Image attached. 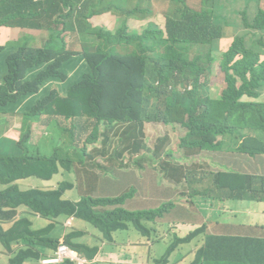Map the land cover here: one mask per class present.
I'll return each mask as SVG.
<instances>
[{
    "label": "trees",
    "instance_id": "1",
    "mask_svg": "<svg viewBox=\"0 0 264 264\" xmlns=\"http://www.w3.org/2000/svg\"><path fill=\"white\" fill-rule=\"evenodd\" d=\"M116 1L113 7L103 0H0V20L5 21L0 26L48 33L42 50H27V43L19 42H11L6 48L15 55L9 58L0 84V122L10 114L23 118L18 140L0 134V264H137L133 248L139 237H161L143 220L147 223L162 217L165 207L125 210L122 205L135 189L116 197L78 196L77 201L69 197L86 158L93 159V147H98L96 154L106 163H111L114 156L125 162L133 155L134 163L139 162L136 169H145L140 156H145L149 148L150 139L144 137L151 130L147 124L164 127L179 122L188 128L181 144L196 152L201 151L211 131L213 136L230 138L233 144L237 141L238 149L253 159L264 154V103L239 102L242 97L256 100L264 88V11L259 8L264 1L234 0L230 23L223 10L211 7L198 14L191 11L186 0H170L165 31L148 24L140 32L129 31L127 23L144 13L141 0ZM60 5L67 13L51 23ZM105 13L116 16V30L92 28L87 23L91 17ZM68 21L75 22L76 32L74 28L70 32L79 38L72 37L70 45L81 44L77 65L75 52L65 50L61 36L67 31ZM57 24L63 25L61 32ZM238 24L243 31L240 36L232 33V26ZM222 38H229L231 43L218 61L215 51ZM3 50L0 48V52ZM217 63L224 74L219 99H196L203 76L211 75ZM28 67L37 71L30 72ZM66 69L76 72L69 77ZM180 81L192 90L178 92ZM56 82L63 84L60 90ZM153 93L161 97L165 112L159 113L152 106ZM29 97L32 101H23ZM22 101L24 108L17 110ZM45 113L59 119L34 148L30 144L34 126ZM60 120L70 123L66 130ZM237 120L238 129L232 125ZM112 122L120 125H110ZM252 129L256 136L250 133ZM252 140L259 143L250 146ZM80 141L84 146L78 148L74 144ZM158 156L149 158L155 161ZM88 167L101 171L102 186L114 185L116 177L109 169L94 162ZM205 176L212 178L215 186L221 183L223 190L232 191V197L244 190L241 175L218 172ZM107 177L109 183L104 180ZM29 179L41 182L30 188L26 183ZM250 180L253 194L262 193L264 175L255 174ZM99 183L88 191L97 194ZM257 183L263 187H256ZM171 187L168 185L180 197L187 196ZM153 188L163 197L174 195L157 183ZM68 220L88 224L99 233L100 241L89 245L74 242L80 234L65 233ZM47 221L50 223L44 225ZM3 224H10L11 230L4 229ZM177 242L182 243L170 238L163 261L155 264H164ZM109 244L114 245L102 251ZM205 245L202 257L212 264H264V238L209 237ZM61 249L72 258L60 256ZM162 249L158 247L160 252Z\"/></svg>",
    "mask_w": 264,
    "mask_h": 264
},
{
    "label": "rangeland",
    "instance_id": "2",
    "mask_svg": "<svg viewBox=\"0 0 264 264\" xmlns=\"http://www.w3.org/2000/svg\"><path fill=\"white\" fill-rule=\"evenodd\" d=\"M107 1V3L113 7L117 6L116 0H103ZM264 1V0H263ZM148 2H153V0H141L140 4H145ZM223 0H214V3L221 5ZM207 0H186V4L192 9V12L201 13L203 10H207L211 8L210 4H207ZM171 7L170 0H163L161 4L157 7L156 13L162 14L169 10ZM249 12L253 13L254 9L249 8ZM161 17H156V21L160 22ZM240 26V24H238ZM139 26V24H138ZM117 21L116 19H112V24L110 25V31L116 30ZM107 29V28H106ZM131 31V29H129ZM232 33H236L237 35L241 33V31L237 28H232ZM91 41V40H90ZM20 45L24 44L23 41H19ZM223 49L227 50L225 47ZM77 52L80 54L81 52V44L77 47ZM121 52V48H119ZM223 57L222 55L218 56V61ZM217 61V60H216ZM30 72H36L37 70L28 67ZM224 81L223 73H219L217 69L214 68L211 75L205 74L202 78L201 83L198 85V89L203 84H206L211 89V99L218 100L221 95V84ZM61 83V82H57ZM216 83V85H212ZM179 86H177L176 90L180 93H185L188 90H192V86L189 84L181 85L182 82H179ZM154 99L152 102V106L156 107L159 113L165 112V108L161 106V97L153 93L151 95ZM206 97L204 89H200V92L196 94V99H204ZM240 103L245 102H263L264 103V88L260 91L259 97L254 99H249L246 97H242L239 100ZM176 108H173V110ZM61 124L64 126L63 129L70 125L69 122H64L60 120ZM13 129L20 133L21 124L20 121L13 122ZM110 125L119 126V123L112 122ZM234 127L238 129L239 123L238 120L232 124ZM48 122L41 119L37 122V125L34 126L35 136L33 139V144L37 147L40 144V137L48 134L47 131ZM156 126H159V123H156ZM157 130H147L144 133V137L150 139L149 148L146 150L147 153L145 156L149 158L153 155V150L150 146L154 145L155 148H159L161 141L162 144H165V137L170 138V147L169 152L165 151L155 158L153 164L149 166L146 165L145 169L137 170L136 168L139 166V162L132 160L133 155H130V158L126 159L125 162H121L120 158H116L115 156L111 163H106L104 158L98 156L96 154V150L98 147H93L94 151L91 156L93 159L86 158L84 162L85 167L81 168L80 174L77 178L76 188L71 192V196L69 200L77 201L78 196H97L100 197H116L124 194L125 192H130L132 189L134 192L131 193V197H128L126 201L123 203L122 207L127 211H136V210H153L156 208L165 207V214L161 217L155 218L154 221L143 223L146 227L157 226V224L166 222V227L173 228L176 224H173V219L176 217H187L183 216V210H190L194 207V199L192 198V194L195 191H203L206 188V181H202V175L205 173H224L221 170H227L228 168L233 169L234 174L241 175V171L243 166H247L252 163V161L264 160L259 158H252V156L247 153H242L240 149H238V142L233 144V140L227 138L224 135H211V131L209 135L204 138V145L201 151L195 152L192 149H189L186 146L181 144L182 138L187 134L188 128L182 126L179 122L165 124L164 128L162 125ZM4 125H0L1 131H3ZM33 128V127H32ZM166 130L170 133L166 134ZM246 137L248 138L247 132H244ZM250 133L256 136L255 129L250 130ZM111 133H108L110 135ZM66 136V135H65ZM264 137V136H263ZM257 145L259 142L251 141L250 146ZM78 148L84 146V141H80L74 144ZM91 150V149H89ZM73 153V152H72ZM72 153L68 156L72 158ZM87 157L89 154H86ZM95 165H102L105 169H109L111 174H113L116 179L114 185H104L102 186L101 177L102 173L99 170L92 171L89 165L92 163ZM120 163L126 168L123 169L120 166ZM94 167V166H93ZM96 167V166H95ZM241 170V171H240ZM94 174V175H91ZM186 176L190 177L192 183H190ZM242 183L244 191L240 190L237 192L232 198L224 202L227 205V209L225 211H219L216 207H213V204H210L208 207L209 211H218L217 212V220L219 222V229L227 235H239L245 236L247 238H264V188H262V193L257 195L253 194L254 184H249L246 175H242ZM105 182L109 183L110 179L107 177L104 179ZM223 182V181H222ZM96 193L94 191L89 192V188L91 185L96 186ZM157 183L158 185L166 186L171 185V188H176L186 193V197H180L175 191H172L174 195L171 197H163L159 191L153 188V184ZM168 184V185H166ZM221 184V183H220ZM220 184L217 185L213 192L217 197H221L223 195L222 188ZM256 187H263L260 183L255 184ZM145 189V190H143ZM173 190V189H171ZM252 197H255L253 199ZM248 203L253 210L251 211H240L239 207L243 203ZM176 203L179 204L177 208H172V205L176 206ZM164 204L163 206H160ZM179 210V211H178ZM260 210H263L261 212ZM50 222H44V225L49 224ZM10 224H3V228L11 230ZM243 226V227H242ZM66 231L65 233L75 232L77 237L74 238V242H90V243H98L99 233L94 231L88 224H82L76 220H68L65 222ZM157 234L163 235L161 232H157ZM171 234H169V238H171ZM163 242H167V240H163ZM178 242L176 243V245ZM51 253L47 251V254ZM202 257V253L201 256ZM203 258V257H202ZM182 258L180 257L176 264H178ZM97 264V261H95ZM79 264V263H78ZM94 264V263H93ZM165 264H172L170 261H166ZM203 264H212L211 260L205 259Z\"/></svg>",
    "mask_w": 264,
    "mask_h": 264
},
{
    "label": "crops",
    "instance_id": "3",
    "mask_svg": "<svg viewBox=\"0 0 264 264\" xmlns=\"http://www.w3.org/2000/svg\"><path fill=\"white\" fill-rule=\"evenodd\" d=\"M163 0H153V2H148L142 5L144 13L140 14V18H131L128 20L127 26L133 30L140 32L144 27H146L148 24H154L157 26L160 30L165 31V22H166V13L157 14L156 9L161 4ZM234 0H223L221 5H218L217 3H214V0H207V4H210L212 8L222 11L223 10V16L226 17L230 22V10L233 7ZM134 4V3H132ZM264 10V2L260 6ZM62 5L58 7L57 10H54L55 15L53 16L51 23L55 18H57L61 13L65 15L67 13V10L64 9L61 11ZM51 13H49V16ZM114 17V18H113ZM156 17H161L160 22L156 21ZM112 18L115 19L116 16L111 13H105L101 15H97L94 17H91L87 23L92 27H103L109 29L110 25L112 24ZM117 21V20H116ZM1 23L5 22L4 20H0ZM231 23V22H230ZM139 24V26H138ZM56 27L61 32L63 29V25L57 24ZM75 29L76 32V24L74 21H68V28L67 31L61 33V36L65 39V50L67 52H75L74 60L76 62V65L80 59V56L77 52V46H71L70 41L72 37L78 38V36L75 33L70 32L72 29ZM48 37V33L44 31H37L32 30L29 28H11L7 26H0V48H4L3 51L0 52V84L2 78L6 75L7 68H8V62L9 58L11 56H14L15 53L12 51L7 50V46L11 42H19L23 41V43H27V50L28 49H35V50H42L46 46L45 39ZM79 39V38H78ZM231 40L229 38H222L218 41L217 44V50L215 51V55L218 57L220 53L226 52L230 46ZM225 47L227 50L223 49ZM217 69L220 73V69L218 67V63L214 67ZM67 70V69H66ZM69 73V77H71L76 71L67 70ZM56 87L60 90L62 87V83H55ZM216 85V83L212 84ZM202 89L205 91L206 97H211V89L206 84L202 85ZM221 89V88H220ZM207 90V91H206ZM33 97H29L28 99H25L23 101H32ZM23 101L21 102V105L17 110L23 109ZM1 115V114H0ZM23 118L22 115L18 114H10L6 115L2 118V121L0 122V125H4L3 131L0 129V134L3 137L12 139V140H18L20 133L13 129V122L20 121ZM43 119L48 122L47 131L49 126L53 123V121L58 120V116H53L50 113H45L43 116H41L40 120ZM151 127V130H157L161 126H156V123L154 124H147ZM164 128V127H163ZM166 134H169L170 132L166 130ZM32 147L35 148L34 144L30 143ZM170 147V138L165 137V144H162L160 148H155L152 146L151 148L155 150L153 152L154 156H158L159 154L164 153L165 151L169 152ZM197 151L196 149L194 150ZM264 157V154H262L259 159H262ZM140 160L143 162V166L150 165L151 163H154L152 158H146L145 156H140ZM242 169L244 171H241V176L246 175L247 180L249 184L251 183V177L255 174H262L264 175V160H256L252 161V163L248 164L247 166H243ZM224 173H233L232 168H228L227 170H221ZM218 173V172H216ZM216 173H205L202 175V181H206V188L203 191H195V193L192 194V198L194 199V207L190 210H183L184 215L187 217H176L173 219V224H176L173 228H167L162 227V224H166V222L157 224V226L150 225V229L154 232H161L163 235L159 237L158 239H144L139 237V240L136 243V246H134L135 251V258L137 260V264H155L157 261L160 260L163 261V258L167 252V248L170 245V238L169 234H171V238H175L178 241H182V243H178L177 247L170 253L166 261H170L172 264H176L178 259L181 257L182 260L178 264H203L204 258L199 261V257L201 256L202 250L205 248L206 240L209 237L213 238H229L233 237L234 235H227V233L221 231L219 229V222L217 220V212L218 211H209L208 207L210 204H213V207H216L220 212L225 211L227 209V205L224 203L230 198H232L233 192L229 191L227 189L222 190L223 195L221 197H217L215 195L214 189L215 185L213 182V179L210 177H206V174H216ZM186 179L192 183V180L190 177L186 176ZM41 181L37 180L34 181L32 179H29L26 183L29 185L30 188H33L36 184H39ZM168 185V184H166ZM165 188L163 191H173L164 186ZM242 190V189H241ZM244 191V190H242ZM204 192V193H202ZM179 204L176 203V206L172 205V208H177ZM179 209V208H177ZM240 211H251L253 210L251 206L248 203H243L239 207ZM179 211V210H178ZM263 212V210H260ZM243 227V226H242ZM155 234V233H154ZM237 237H243L247 238L245 236H239ZM167 240V242H163V240ZM85 244H91L90 242H84ZM115 244V243H114ZM114 244L104 245L102 247V251H107L108 248L112 247ZM122 245V242H119L117 244V250L120 251V246ZM162 246V251L160 252L158 250V247ZM165 261V263H166ZM98 262V261H97ZM99 263V262H98ZM164 263V264H165ZM101 264V263H100ZM162 264V263H158Z\"/></svg>",
    "mask_w": 264,
    "mask_h": 264
},
{
    "label": "built area",
    "instance_id": "4",
    "mask_svg": "<svg viewBox=\"0 0 264 264\" xmlns=\"http://www.w3.org/2000/svg\"><path fill=\"white\" fill-rule=\"evenodd\" d=\"M60 256H68V257H70V258H72V256H71V254L69 253V252H67L66 250H64V249H61V253H60ZM81 264L80 262H78L77 261V263H75V264Z\"/></svg>",
    "mask_w": 264,
    "mask_h": 264
},
{
    "label": "clouds",
    "instance_id": "5",
    "mask_svg": "<svg viewBox=\"0 0 264 264\" xmlns=\"http://www.w3.org/2000/svg\"><path fill=\"white\" fill-rule=\"evenodd\" d=\"M261 10H263L261 7H259ZM264 11V10H263ZM233 28H237V29H239L240 31H241V33L239 34V36L243 33V31H242V29H241V27L242 26H239V25H234V26H232ZM224 53V52H223ZM222 71L220 70V73H221ZM223 73V72H222ZM224 75V74H223Z\"/></svg>",
    "mask_w": 264,
    "mask_h": 264
}]
</instances>
